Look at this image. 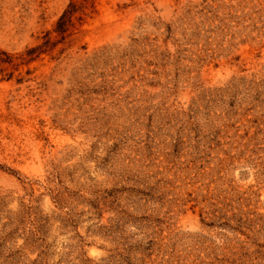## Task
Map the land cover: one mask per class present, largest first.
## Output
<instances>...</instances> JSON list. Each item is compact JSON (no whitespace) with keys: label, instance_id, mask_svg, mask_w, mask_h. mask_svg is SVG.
Instances as JSON below:
<instances>
[{"label":"rangeland","instance_id":"374dc122","mask_svg":"<svg viewBox=\"0 0 264 264\" xmlns=\"http://www.w3.org/2000/svg\"><path fill=\"white\" fill-rule=\"evenodd\" d=\"M0 264H264V0H0Z\"/></svg>","mask_w":264,"mask_h":264},{"label":"trees","instance_id":"16d2710c","mask_svg":"<svg viewBox=\"0 0 264 264\" xmlns=\"http://www.w3.org/2000/svg\"><path fill=\"white\" fill-rule=\"evenodd\" d=\"M1 55V54H0ZM0 62H3V60L0 58Z\"/></svg>","mask_w":264,"mask_h":264}]
</instances>
